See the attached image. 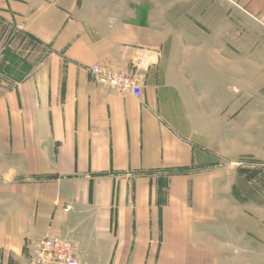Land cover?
<instances>
[{"label": "crops", "instance_id": "crops-1", "mask_svg": "<svg viewBox=\"0 0 264 264\" xmlns=\"http://www.w3.org/2000/svg\"><path fill=\"white\" fill-rule=\"evenodd\" d=\"M0 46V264L48 235L82 264H221L224 235L264 242V197L234 194L264 167V0H0Z\"/></svg>", "mask_w": 264, "mask_h": 264}, {"label": "built area", "instance_id": "built-area-1", "mask_svg": "<svg viewBox=\"0 0 264 264\" xmlns=\"http://www.w3.org/2000/svg\"><path fill=\"white\" fill-rule=\"evenodd\" d=\"M2 46H0V59ZM90 72L94 82L112 89L115 93L131 94L141 99L143 82L137 74L93 65ZM70 207L65 210L68 211ZM32 264H82L80 252L74 242L61 236L48 235L29 247Z\"/></svg>", "mask_w": 264, "mask_h": 264}, {"label": "rangeland", "instance_id": "rangeland-1", "mask_svg": "<svg viewBox=\"0 0 264 264\" xmlns=\"http://www.w3.org/2000/svg\"><path fill=\"white\" fill-rule=\"evenodd\" d=\"M1 71L3 74L7 73V70L1 68ZM3 77L0 76V79ZM215 108V106H213ZM250 171V175L243 176L245 174H241L239 171V178L241 181H247L246 186L247 190H244V185L241 183V181L237 182V185L235 186V193L236 194V201L237 203L241 204V206L244 205V202L246 198L245 203H248L251 201V203L255 204L258 203V199H262L264 197V167H253V168H246ZM248 181H251L249 184ZM250 187V189H249ZM246 192V193H245ZM248 192V193H247ZM250 193V194H249ZM243 208V207H241ZM253 238V237H252ZM247 240H250L249 238L243 239L237 246L243 244H247ZM219 241H223L221 243H224V248L221 249V264H264V242L260 240H255L253 238L252 240V248L245 249V248H230L228 243L229 240L227 239L226 235H224ZM246 241V242H245ZM26 263H31V258L28 252H26Z\"/></svg>", "mask_w": 264, "mask_h": 264}]
</instances>
